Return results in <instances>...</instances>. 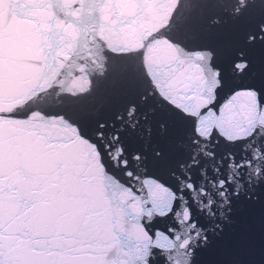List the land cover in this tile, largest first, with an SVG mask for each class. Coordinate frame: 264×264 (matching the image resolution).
<instances>
[{
	"label": "snow or ice",
	"instance_id": "6c2138e0",
	"mask_svg": "<svg viewBox=\"0 0 264 264\" xmlns=\"http://www.w3.org/2000/svg\"><path fill=\"white\" fill-rule=\"evenodd\" d=\"M255 198L264 0H0V264H264Z\"/></svg>",
	"mask_w": 264,
	"mask_h": 264
},
{
	"label": "water",
	"instance_id": "95a60500",
	"mask_svg": "<svg viewBox=\"0 0 264 264\" xmlns=\"http://www.w3.org/2000/svg\"><path fill=\"white\" fill-rule=\"evenodd\" d=\"M257 196H259V193H257ZM254 203V214L251 219L245 216L241 222H233V224L238 228L254 230L258 238L261 227V210L264 209V201L255 198ZM229 227H233V225ZM219 239L221 238L217 237V240ZM199 259L201 264H224L225 261L231 259V256L217 244L214 249L205 251Z\"/></svg>",
	"mask_w": 264,
	"mask_h": 264
}]
</instances>
